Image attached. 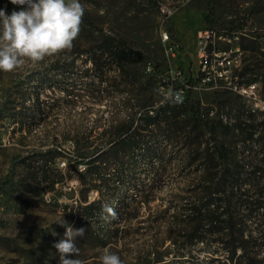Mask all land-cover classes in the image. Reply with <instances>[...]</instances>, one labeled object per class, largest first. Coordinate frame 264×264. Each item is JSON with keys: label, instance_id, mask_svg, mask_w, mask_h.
<instances>
[{"label": "rangeland", "instance_id": "1", "mask_svg": "<svg viewBox=\"0 0 264 264\" xmlns=\"http://www.w3.org/2000/svg\"><path fill=\"white\" fill-rule=\"evenodd\" d=\"M80 2L85 8L82 24L87 13L92 17L88 26L109 28L117 24L121 27V35L149 58L145 72L158 81L164 99L171 98L178 83L202 117L233 121L239 111L245 110L250 123L264 118V109L254 107L240 93L201 83L198 39L194 35L197 29L212 28L218 35L231 38V42H219L221 49L232 48L240 42L242 34L254 35L258 36L261 50H264V11L252 13L251 0H192L183 9L185 18L180 20L175 14L165 25L172 43L181 51L176 52V57L166 53L158 10L148 0ZM26 8L21 6L20 9L12 3L6 10L0 6L7 15ZM107 11L118 20L108 19ZM177 23H180L183 42L177 37ZM234 36L239 38L234 39ZM90 41V38L78 36L71 49L36 64L26 60L12 72L0 71V264H59V253L54 245L64 238L66 228L61 223L65 221L70 225V217L64 209L72 212L81 198L78 182L73 177L75 167L71 157L75 128L81 126L87 130L96 120L104 122L112 113L108 98L95 100L86 89L87 84L97 82L96 70L91 69L86 74V69L93 66L90 53H74L89 49ZM250 56L249 51L242 52L237 72L248 66L245 80L254 81L256 73L252 68L256 61ZM56 63L61 65L60 70L55 68ZM176 68L182 75L173 79L170 73ZM63 73L71 75L64 78ZM258 78L255 81L261 84L259 99L264 102V86ZM39 104L42 110H38ZM13 113L18 116V123H12L10 115ZM49 147L57 148L63 155L51 160L50 178L45 181L39 159L33 157L28 164L23 158ZM172 155L171 148L167 147L162 163L151 165L146 161L137 169L136 180L129 191L128 210H137L139 216L129 221L130 228L120 234L118 242L101 250L89 245L87 232L75 238L76 247L80 249L78 258L83 264H101L100 257L106 250L119 255L124 264H132L138 248L164 251L163 264H184V258H199L205 264H223L213 261L214 254L202 250L201 246L186 253V257L178 256L177 246L164 239L167 231L160 210L170 204L174 195L184 194L187 185L188 170L168 161ZM157 169H161L159 175L155 174ZM55 178H63V181L52 187L51 181ZM143 194L146 199L141 198ZM97 195L96 190L89 192L90 198ZM118 217L120 224L126 223L124 213L119 212ZM155 235L161 241L157 248L152 246ZM260 256H264V249Z\"/></svg>", "mask_w": 264, "mask_h": 264}, {"label": "trees", "instance_id": "2", "mask_svg": "<svg viewBox=\"0 0 264 264\" xmlns=\"http://www.w3.org/2000/svg\"><path fill=\"white\" fill-rule=\"evenodd\" d=\"M251 1L252 13L264 11V0ZM148 2L157 8L155 0ZM86 16L79 36L90 38V47L74 53H90L93 66L86 69V74L96 70L97 82L87 84L86 89L95 100L108 98L112 113L87 130L75 128L71 157L81 198L72 212L64 209L70 225L84 228L93 248L104 250L118 242L120 234L130 228L129 221L139 216L137 210H128L137 169L146 161L151 165L162 163L165 149L170 147L173 155L168 161L188 172L184 194L174 195L160 210L167 231L164 239L177 246L181 257L201 246L214 254L213 261L223 264H264V256H260L264 249V118L250 123L245 110L239 111L233 121L206 118L189 99H164L158 81L145 72L149 58L121 35V27L88 26L92 17L89 13ZM107 17L118 20L110 11ZM240 46L256 61L254 81L260 77L264 86V50L258 36L242 34ZM55 68L60 70L61 65L56 63ZM248 70L245 66L238 72L242 82L250 81L245 80ZM62 75L67 78L71 74ZM42 109L39 104L38 110ZM10 118L12 123L19 122L15 113ZM62 155L57 148L49 147L23 159L29 164L30 159L38 158L46 181L51 160ZM14 167L13 161L12 172ZM160 173L161 169L155 171L156 175ZM62 181L55 178L51 185ZM92 190L97 191V197H89ZM143 197L146 199L145 194ZM105 204L115 208L117 214L124 213L126 223L120 224L119 217L103 219L107 215ZM160 245L155 235L152 246ZM155 251L138 248L132 264H163L164 251ZM184 259V264H205L199 258Z\"/></svg>", "mask_w": 264, "mask_h": 264}, {"label": "clouds", "instance_id": "3", "mask_svg": "<svg viewBox=\"0 0 264 264\" xmlns=\"http://www.w3.org/2000/svg\"><path fill=\"white\" fill-rule=\"evenodd\" d=\"M14 5H27L25 10L7 15L0 9V71L12 72L25 61L33 64L46 57L71 49L78 38L85 14L80 0H10ZM103 211L117 219L115 208L105 204ZM64 238L54 245L59 253V264H83L78 258L80 249L75 238L84 235V228H73L65 221ZM76 259H69V256ZM101 264H122L119 255L105 251Z\"/></svg>", "mask_w": 264, "mask_h": 264}, {"label": "built area", "instance_id": "4", "mask_svg": "<svg viewBox=\"0 0 264 264\" xmlns=\"http://www.w3.org/2000/svg\"><path fill=\"white\" fill-rule=\"evenodd\" d=\"M157 3L159 21L163 28L162 39L166 44V53L169 57H175L177 45L172 43L170 35L165 29L167 22L171 21L173 16L187 7L192 0H155ZM10 0H0V6H10ZM27 6V5H23ZM21 9V5H19ZM223 38V39H222ZM238 36H234V39ZM197 56L199 59V76L204 85L213 87H223L238 92L245 96L254 107L264 109V102L260 98V81L242 82L240 80L238 69L241 65L242 48L237 41L232 48L221 49L219 42L225 40L231 42V38L222 37L212 28H203L198 32L197 37ZM173 79L182 75L178 68L172 69L170 73ZM171 98L184 102L187 96L180 85L171 92Z\"/></svg>", "mask_w": 264, "mask_h": 264}, {"label": "crops", "instance_id": "5", "mask_svg": "<svg viewBox=\"0 0 264 264\" xmlns=\"http://www.w3.org/2000/svg\"><path fill=\"white\" fill-rule=\"evenodd\" d=\"M176 14H177V18L180 19V20L186 17V13L183 12V10L177 12ZM179 26H180V23H177L176 24L177 37L181 40V42H183ZM199 31L200 30L197 29L196 33L194 34L196 38L198 37V32ZM177 52H181V51H177Z\"/></svg>", "mask_w": 264, "mask_h": 264}, {"label": "bare ground", "instance_id": "6", "mask_svg": "<svg viewBox=\"0 0 264 264\" xmlns=\"http://www.w3.org/2000/svg\"><path fill=\"white\" fill-rule=\"evenodd\" d=\"M5 10L8 8L7 6H2ZM27 7V6H25ZM10 12V9L8 10Z\"/></svg>", "mask_w": 264, "mask_h": 264}]
</instances>
